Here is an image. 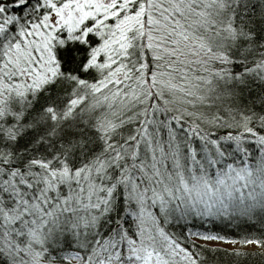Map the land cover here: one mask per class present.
<instances>
[{
  "label": "snow or ice",
  "instance_id": "1",
  "mask_svg": "<svg viewBox=\"0 0 264 264\" xmlns=\"http://www.w3.org/2000/svg\"><path fill=\"white\" fill-rule=\"evenodd\" d=\"M0 264H264V0H0Z\"/></svg>",
  "mask_w": 264,
  "mask_h": 264
},
{
  "label": "trees",
  "instance_id": "2",
  "mask_svg": "<svg viewBox=\"0 0 264 264\" xmlns=\"http://www.w3.org/2000/svg\"><path fill=\"white\" fill-rule=\"evenodd\" d=\"M229 234H232V235H234V233H229Z\"/></svg>",
  "mask_w": 264,
  "mask_h": 264
},
{
  "label": "rangeland",
  "instance_id": "3",
  "mask_svg": "<svg viewBox=\"0 0 264 264\" xmlns=\"http://www.w3.org/2000/svg\"><path fill=\"white\" fill-rule=\"evenodd\" d=\"M227 246V245H226Z\"/></svg>",
  "mask_w": 264,
  "mask_h": 264
}]
</instances>
